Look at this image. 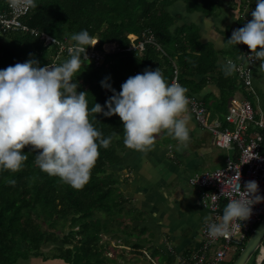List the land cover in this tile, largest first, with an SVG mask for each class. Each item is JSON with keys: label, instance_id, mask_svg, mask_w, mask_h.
Instances as JSON below:
<instances>
[{"label": "trees", "instance_id": "16d2710c", "mask_svg": "<svg viewBox=\"0 0 264 264\" xmlns=\"http://www.w3.org/2000/svg\"><path fill=\"white\" fill-rule=\"evenodd\" d=\"M177 2L184 5L187 14L216 18L226 8L233 12V19L220 28L209 24L214 39L204 41L197 24L170 12L169 8ZM256 3V0H35L36 7L30 8L23 23L72 44V34L87 30L98 42L94 47L98 52L106 44L117 45L118 50L105 54L99 65L84 61L73 77L79 84L77 92L88 93L89 109L95 103L103 107L112 95L101 86L106 78L119 93L122 83L130 76L142 74L146 68H160L168 84L176 69L178 83L187 89L186 96L195 97L212 117L217 115L224 123L229 99L235 93L249 99L252 92L237 82L234 73L226 77L223 72L226 59L240 55L243 45L221 46V42L252 19ZM7 4L8 0H0V13L7 10ZM247 6L250 10L245 12ZM143 32L150 33L163 52L152 44H146L139 55L128 50L131 44L128 35L141 39ZM58 51L57 46H45L29 33L0 30V70L24 63L30 55L40 66H58L70 58ZM210 85L218 90L217 94L205 92ZM89 119L102 138L112 139L107 149L99 147L90 180L82 189H73L58 177L42 172L34 163L37 153L28 147L23 150L28 160L22 170L0 172V264L22 261L107 264L111 260L104 254L103 236L122 240L141 257L142 250L150 251L153 247L151 235L143 237L148 227L122 225L124 220L138 221L141 213L126 206L129 200L123 193L127 181L119 169L130 149L123 143L122 121L118 116L107 118L103 114H91ZM256 134L263 136L264 145V129ZM8 180H15V185L7 183ZM46 247L50 249L45 251ZM162 258L165 260L163 255ZM162 258L159 257V264L173 262L171 259L162 262Z\"/></svg>", "mask_w": 264, "mask_h": 264}, {"label": "clouds", "instance_id": "9594fccd", "mask_svg": "<svg viewBox=\"0 0 264 264\" xmlns=\"http://www.w3.org/2000/svg\"><path fill=\"white\" fill-rule=\"evenodd\" d=\"M8 2L12 8L36 7L35 0ZM251 16L230 39L222 40L221 46L246 45L248 60L252 64L259 61L258 71H264V0H257ZM71 40L70 58L61 65L40 66L30 55L24 63L0 70V172L22 170L28 160L23 150L28 147L37 153L34 163L42 172L73 189H82L90 180L99 147L107 149L112 139L102 138L90 122L91 114L118 116L123 124V143L131 150L151 151L162 130L180 145L187 144L186 88L175 81L168 84L160 68H146L122 83L119 93L106 78L101 86L112 95L103 107L95 103L89 109L88 93L77 92L79 84L73 77L87 59L86 50L98 42L87 30L72 34ZM235 71L237 65L228 60L224 75ZM250 159L259 157L253 153ZM7 183L15 185L16 181ZM260 202L264 197L259 195L258 183L247 181L242 191L228 200L222 216L215 221L205 217L209 237L229 238L250 218L252 206Z\"/></svg>", "mask_w": 264, "mask_h": 264}, {"label": "built area", "instance_id": "2783aa9c", "mask_svg": "<svg viewBox=\"0 0 264 264\" xmlns=\"http://www.w3.org/2000/svg\"><path fill=\"white\" fill-rule=\"evenodd\" d=\"M30 12V8H12L7 4V10L0 13V30L1 31H18L29 33L38 37L45 46L55 45L59 48V53L64 52L71 55L68 49L73 45L67 39L57 40L53 36L38 30L30 29L23 23ZM250 20H247L249 22ZM147 33V32H146ZM142 33L141 39L134 36L128 50L141 54L146 44H152L157 51H162L161 47L155 43L150 33ZM130 37V35H128ZM118 50L116 44H106L102 48V52H98L91 47L87 49V59L84 61H93L99 65L104 60L105 54ZM244 55V56H243ZM250 50L243 45L240 55L232 60L237 65V71L234 72L236 80L242 87L249 92H253V75L259 67V61L252 64L247 56ZM177 81V70H174L171 83ZM188 109L193 115L198 125L207 130L214 144L221 149L234 148L237 151L235 159H227L223 168L206 171L195 174L188 179V183L200 190V203L209 213V217L215 221L222 216L223 208L230 198H234L244 188L247 181L254 180L259 186V195L264 197V145L263 136L261 134H248L247 123L254 122L258 129H264V119L262 116L258 120H254L255 109L249 99L235 93L228 102L227 112L224 115V121L227 125H232L233 130L222 127V123L218 118L210 120V114L195 97L187 96ZM259 159H250L252 154ZM230 165V166H229ZM241 185V188L240 186ZM224 190L223 194L222 191ZM264 216V202L256 203L252 206V215L247 221H244L240 228L235 231L229 238H210L207 232V225L204 221L201 228L202 242L196 244L194 249L185 257L177 256L173 259L172 264H222L227 253L237 247L242 248L253 234L258 224ZM264 240V239H263ZM220 242V246L209 253V249L214 243ZM243 249V248H242ZM264 241L261 242L257 249L255 263L261 264L264 260ZM146 254V253H145ZM151 264H159V260L145 255Z\"/></svg>", "mask_w": 264, "mask_h": 264}, {"label": "crops", "instance_id": "0c3cea01", "mask_svg": "<svg viewBox=\"0 0 264 264\" xmlns=\"http://www.w3.org/2000/svg\"><path fill=\"white\" fill-rule=\"evenodd\" d=\"M171 7L179 11L185 10L180 2H177ZM171 7L169 8V10L171 9ZM198 15L203 16L199 13H195L193 14V16L187 14L188 18H190L191 16V19ZM216 18H224V21L222 22L223 24H216L215 22L213 23L210 17L205 19L204 16L201 26L193 20L192 22L199 26L200 33L201 30L204 29V33H206L204 35L208 38L207 40L212 41L214 37L211 33L209 24H215L220 28L232 21L233 16L228 19L227 16H224V14H222L220 17ZM201 35L203 36L202 33ZM207 89L209 90H206L205 92L211 90L215 94L218 93V90L212 85L208 86ZM202 94L204 93L202 92L201 95ZM185 115L187 116V114ZM187 118L190 119L188 120L187 126L189 131L191 132L189 133V141L186 145H180L176 140H173L171 138H168L166 141L165 139L161 141L160 138L165 137L161 134L162 136L160 135V138L156 139L155 144L152 147V151L154 152L155 150L157 153L155 158H153V160H151L146 166L151 168L148 172L154 171L155 177L159 180L157 182V185L156 183L155 185H151L150 182L148 183L147 181L143 180V183L139 184L136 191L138 196H136L134 199H130L131 197H126L134 204L136 203V201L141 200V205L143 207H147V211H145V214L149 215V219L147 222L149 227H147L152 229V234H149L155 237L154 248L160 251V254L154 252V255L159 254L158 257H153L154 260L159 259V256L160 258H162V255L165 257V259L173 260L178 256L176 254L179 252H181V254H188L190 251H192L196 244H200L202 242V239L200 240L201 228L205 221V217H209V213L207 212V210L201 206L200 190L192 187L194 188V190L188 191V189L191 187L187 185V181L190 177L206 171L195 172L193 175H190L188 170L195 169L200 166L202 164L201 159L206 158L207 154H209L210 151H213V148H221H218L214 144V140L211 134H209L207 130L201 128L198 125L193 115L191 117L187 116ZM215 118H218L217 115L213 117L210 115V120ZM221 123L222 127H229L222 121ZM203 132L205 133L203 134ZM169 150H172L171 153H169ZM224 150L236 151V149L234 148ZM161 152H163L162 155ZM135 153L136 150H131V152H129L124 157L123 164L121 165H124L123 170H125V173L129 172L136 174L134 168L135 166L133 165V163H130L128 159H126L127 156L132 154L135 155ZM236 154L237 151L232 157L228 156L224 161H226L227 159L236 158ZM137 179L138 177L136 179L133 177L131 181L130 179L128 181L138 184ZM142 184L143 186H141ZM147 194L149 195L147 196ZM159 197L162 200L161 205H153L154 203L149 201L150 199L154 200ZM126 206H129L128 208H139L138 205L126 204ZM146 253L148 256L152 257L149 251H146Z\"/></svg>", "mask_w": 264, "mask_h": 264}, {"label": "rangeland", "instance_id": "374dc122", "mask_svg": "<svg viewBox=\"0 0 264 264\" xmlns=\"http://www.w3.org/2000/svg\"><path fill=\"white\" fill-rule=\"evenodd\" d=\"M235 2H239V0H235ZM183 7H184V5H183ZM170 10H171L170 12L172 14H178V13H180V15H182L184 17V20L187 21V22H192V20H193L198 25H200V26L202 25L203 16H201V15H198V16H196V17H194V18L191 19V16H190V18H188L187 13L185 12V10H180L179 11L177 9H174L173 7H171ZM248 10H250V7H248V6L245 7V12H248ZM222 14H224V16H227L228 19L233 16V12H231L230 10H227L226 8L222 10ZM188 15H192L193 16V14H188ZM210 19H212V22L213 23L215 22L216 24H221L224 21V18H210ZM204 32H205V30L202 29L201 30V33L203 34V39L206 40V41H209V40H207L208 38L204 35V34H206ZM128 38L130 40H133L134 37L133 36H130ZM206 90H209V89L206 88ZM252 90H253V92L249 96V100L252 103V105H254V109H255V112H256L255 115H254V120H258L261 116L264 119V71H258V69H256V71L254 72V75H253V88H252ZM185 114H187L188 117H191L192 116L191 115V112L188 109V106H187V110H186V113ZM188 120H190V119H188ZM228 126H229L228 128L230 130H233V126H230V125H228ZM246 126H247V129H248V134L250 136H253L254 134H256V132H259V129L254 126V122H248ZM190 132L191 131H189V133ZM204 133L205 132H203V134ZM161 134L164 135L165 137H161L160 138V135ZM200 135H201V132H200ZM157 138H160L161 141H163L164 139L166 141L168 138L173 139L172 137H170V136H168L166 134V131L165 130H162V132L156 136V139ZM173 140H175V139H173ZM152 150L151 151H148L146 153H142V152L136 151L135 155L132 154V155L127 156L126 159H128V161L130 163H133V165L135 166L134 168H135L136 174L129 173V172L128 173H125V170H123V168H124L123 166L124 165H120L119 171L123 175V177L126 178V181H127V183L123 186V193H124V195L126 197H129V198L131 197L130 199H134L136 196H138V194H137L136 191L138 189L139 184L140 183H143V180L147 181L148 183L150 182L151 185H155V183L157 185V182L159 180L155 177L154 171L148 172V171H150L151 168H149L148 166H146L156 156V153L157 152L155 150L153 152ZM171 151L169 153H171ZM129 152H131V150ZM235 153H236L235 150H229V151H227V150H224V149H216V148H213V151H210L209 154H207V157L206 158L201 159L202 160V164L200 166H198L195 169L188 170V172L190 173V175H193L195 172L212 171V170H215V169L223 168L224 165H225V161L224 160L228 156L229 157H232ZM162 154H163V152H161V155ZM133 177L135 179L138 177V179H137L138 184L131 183V182L128 181L129 179L131 181ZM183 184H184V180H183ZM187 185L189 187H191V188L188 189V191L189 190H191V191L194 190V188H192V186H190L188 184V181H187ZM141 186H143V184ZM148 195L149 194H147V196ZM140 201L138 200L134 204L131 200H129V202L127 203L128 205H138L139 206V208L138 207L134 208V209H137L138 211L141 212L140 213L139 220L136 221V222H132V223H128L127 220H124V222L122 224L123 226L127 224L129 226H134V227L135 226H137V227H144V226L147 227L148 226L149 227V225L147 223L148 222V219H149V215L145 214V211H147V207H143L141 205ZM149 201H151L152 203H154L153 205H158V204L161 205V203H162V200H161L160 197L159 198H156L154 200L153 199H150ZM149 229H150L151 232H149V231L146 232L143 235L144 238L149 237L148 236V233H151L152 234V229L151 228H149ZM149 238H152L151 244L153 246V247H151V249H150L149 252L151 253L152 251L155 250V252H157V253L160 254V251H158V250H156L154 248V245H155V237L151 235ZM201 239H202V237H200V240ZM101 244L104 246V254H105V256L111 260L107 264H150V262L147 259V257L144 256V255L147 254L145 250L144 251L143 250L141 251L142 252V255H143L141 257V254H137V253L133 252L130 247L125 246L124 245V242L122 240L109 239V238H106V237L103 236L102 237ZM219 246H220V242L212 244V246L209 249V253L210 254L213 253V251L215 249H217ZM242 248L237 247L235 250L231 249L227 253V255L225 257V260H224V262L222 264H233L234 260L236 259L237 255L240 253V251L242 250ZM49 249H50V247H46L44 250L47 251ZM263 252H264V250H263ZM256 253H254L249 258V260L246 262V264H255L254 260H255V257L257 255ZM158 255H152V256H157L158 257ZM176 255L181 256L182 254H181V252H179ZM162 262H165L166 263V262H168V259H165L164 260L162 258ZM19 264H26V263H25V261H22Z\"/></svg>", "mask_w": 264, "mask_h": 264}, {"label": "water", "instance_id": "95a60500", "mask_svg": "<svg viewBox=\"0 0 264 264\" xmlns=\"http://www.w3.org/2000/svg\"><path fill=\"white\" fill-rule=\"evenodd\" d=\"M264 239V216L256 227L253 234L249 237L243 249L237 255L233 264H246L249 258L257 251Z\"/></svg>", "mask_w": 264, "mask_h": 264}]
</instances>
